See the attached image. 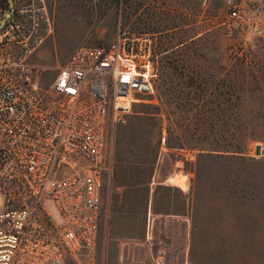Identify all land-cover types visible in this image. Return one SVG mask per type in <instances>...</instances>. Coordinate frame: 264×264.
<instances>
[{"label":"rangeland","instance_id":"obj_1","mask_svg":"<svg viewBox=\"0 0 264 264\" xmlns=\"http://www.w3.org/2000/svg\"><path fill=\"white\" fill-rule=\"evenodd\" d=\"M45 2L52 30L28 57L40 93L74 49L106 47L119 34L143 39L157 67L158 102L134 104L124 124L106 126L101 213L113 206L115 185L147 179L160 127L162 149L167 139L182 141L188 157L220 154L195 176L207 186L203 196L224 200L225 211L240 216L192 218L187 259L264 264V0ZM232 9L237 17L228 16ZM1 13L0 24L9 15ZM168 167L166 158L162 171ZM141 221L100 218L96 264H150L158 248L170 264L175 240L143 238Z\"/></svg>","mask_w":264,"mask_h":264},{"label":"built area","instance_id":"obj_2","mask_svg":"<svg viewBox=\"0 0 264 264\" xmlns=\"http://www.w3.org/2000/svg\"><path fill=\"white\" fill-rule=\"evenodd\" d=\"M1 11L0 264H96L105 129L158 102L157 67L143 39L119 34L74 49L42 94L28 57L52 30L46 2L0 0ZM150 259L166 264L162 249Z\"/></svg>","mask_w":264,"mask_h":264},{"label":"crops","instance_id":"obj_3","mask_svg":"<svg viewBox=\"0 0 264 264\" xmlns=\"http://www.w3.org/2000/svg\"><path fill=\"white\" fill-rule=\"evenodd\" d=\"M158 150L151 163L146 180L138 183L115 185L113 206L106 207L100 218H141L142 237L175 240L170 264H182L190 254L193 232L192 218H240L233 209L225 211L224 200L207 198L208 190L196 179V172L207 165V158L220 155L216 152L197 151L188 157L186 149ZM169 159V167L162 171V164ZM101 191V190H100ZM165 263L168 253L163 248Z\"/></svg>","mask_w":264,"mask_h":264},{"label":"trees","instance_id":"obj_4","mask_svg":"<svg viewBox=\"0 0 264 264\" xmlns=\"http://www.w3.org/2000/svg\"><path fill=\"white\" fill-rule=\"evenodd\" d=\"M154 87H155V84H154ZM156 90V88H155ZM158 95V94H157ZM160 117V116H159ZM166 131L168 132V128H166ZM160 132H161V128L159 127L158 129V132H157V135H158V139L156 140V149H155V153L156 151L158 150V145H159V141H160ZM164 146L167 148V149H175V150H178V149H184V144L182 143V141H179L178 144L176 145H171L167 139H165V143H164ZM222 151H225V150H222Z\"/></svg>","mask_w":264,"mask_h":264},{"label":"water","instance_id":"obj_5","mask_svg":"<svg viewBox=\"0 0 264 264\" xmlns=\"http://www.w3.org/2000/svg\"><path fill=\"white\" fill-rule=\"evenodd\" d=\"M258 152H259V150H258V148H257V149L255 150V153L258 154Z\"/></svg>","mask_w":264,"mask_h":264}]
</instances>
